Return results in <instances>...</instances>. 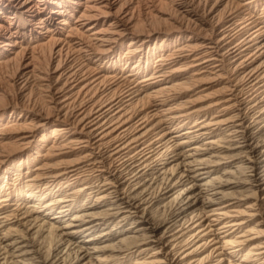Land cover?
<instances>
[{
	"label": "bare ground",
	"instance_id": "bare-ground-1",
	"mask_svg": "<svg viewBox=\"0 0 264 264\" xmlns=\"http://www.w3.org/2000/svg\"><path fill=\"white\" fill-rule=\"evenodd\" d=\"M0 264H264V0H0Z\"/></svg>",
	"mask_w": 264,
	"mask_h": 264
}]
</instances>
